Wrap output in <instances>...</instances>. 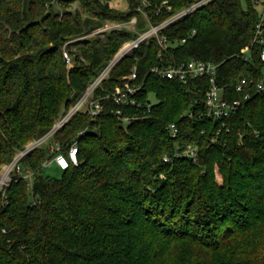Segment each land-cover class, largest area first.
Returning a JSON list of instances; mask_svg holds the SVG:
<instances>
[{
  "label": "trees",
  "instance_id": "1",
  "mask_svg": "<svg viewBox=\"0 0 264 264\" xmlns=\"http://www.w3.org/2000/svg\"><path fill=\"white\" fill-rule=\"evenodd\" d=\"M49 1L0 0V166L44 134L124 42L196 0H126L124 12L108 0H56L77 2L82 14ZM131 19L133 30L84 38ZM257 19L252 0H211L158 31L164 51L151 37L122 58L92 92L103 98L99 115L76 113L52 138L65 154L83 132L77 166L42 167L47 143L19 163L30 180L10 175L0 193V264H264V92L243 101L235 90L260 78L256 50L251 64L238 56ZM191 59L217 64L225 98L242 100L222 122L205 114L204 79L149 72ZM133 67L138 109L105 98ZM189 145L195 161L179 155ZM51 166L58 176L44 172Z\"/></svg>",
  "mask_w": 264,
  "mask_h": 264
},
{
  "label": "built area",
  "instance_id": "2",
  "mask_svg": "<svg viewBox=\"0 0 264 264\" xmlns=\"http://www.w3.org/2000/svg\"><path fill=\"white\" fill-rule=\"evenodd\" d=\"M211 0H196L188 6L180 9L168 19L161 22L156 26H149L147 30L138 33L136 37L130 41L124 42L116 54L107 62V64L96 74L95 78L90 82L85 91L75 100V102L65 111L60 113L57 119L53 122L51 127L41 136L36 139H32L23 146L22 149L17 151L8 164L7 169L4 170L0 176V193L10 182V175L16 174V177H23L24 179L30 180L31 173L22 172L19 168L20 161L31 151L46 145L49 143V154L50 159L45 160L41 166L46 167L54 164L60 170L67 169L68 166H77V142L76 138L83 132L77 133L74 138L72 137L69 141H66L65 154L62 152L64 143L52 140L54 134L58 132L63 125H65L76 113H86L91 121H93L101 112L102 99L101 97L92 98V92L97 88L101 81L104 80L108 72L124 57L129 56L134 49L140 44L145 43L149 38L155 37L157 39L158 47L160 51H164L168 43L164 36H157L159 30L168 26L171 23L178 21L186 15L192 13L198 8L206 5ZM253 6L257 9L258 19L254 25V34L249 44L243 47L238 56L247 63L253 62V55L251 50L255 49L259 61L263 65L260 70V78L254 81L252 78H243L236 84L235 90L242 93V100L249 98L251 91L253 93L264 92V0H252ZM165 5V2H163ZM169 10V7H165ZM157 14V12H155ZM131 24L133 26L134 19H131L127 23H116L109 27L99 28V32L103 35L104 32L111 29L124 28ZM98 30V29H97ZM194 32H191L193 35ZM181 43L184 42L182 39ZM160 55V52L158 53ZM62 57L64 59L66 67H70L71 60L64 48L62 49ZM217 64L211 62H204L201 60L191 59L188 61H181L177 63H169L168 65H161L153 67L149 70L150 73L159 76L166 80H178L182 84H185L189 79L202 78L207 83V88L204 91V103L206 108V116L208 119L213 121L222 122V120L228 117L231 113L236 111L242 103V100H228L225 98L226 86H222L217 82ZM119 81L122 82L121 86H116L113 91L106 95L105 98H110L114 104L118 106H131L139 108L140 104L137 103L135 97L141 88V85L136 84V70L133 67L130 73L124 77H121ZM148 109V106L146 107ZM130 118L123 117L122 121L127 122ZM169 133L174 137L177 133V128L174 125L168 126ZM180 156L188 157L192 161L196 160V149L193 146H186L184 152L179 154ZM166 160V159H164Z\"/></svg>",
  "mask_w": 264,
  "mask_h": 264
},
{
  "label": "rangeland",
  "instance_id": "3",
  "mask_svg": "<svg viewBox=\"0 0 264 264\" xmlns=\"http://www.w3.org/2000/svg\"><path fill=\"white\" fill-rule=\"evenodd\" d=\"M242 1H243V3H244V0H242ZM49 3H50L51 5H53V6H55V8H57L58 11H61V10H63V9H65L66 11L77 10V11H79V13L82 14V10H81V8L78 6V3H77V2H73V3H71L70 5H68L67 7H62V5H59V4L56 2V0H50ZM56 4H58V5H56ZM108 4H109V6H110L111 8H113V9H115V10H117V11H120V12H124V11H126V9H127V1H126V0H108ZM111 25H113V24L105 23V24L102 25L101 28H103V27H109V26H111ZM101 28H100V29H101ZM124 28L127 29V30H133V26H132L131 24H129V25H127V26H124ZM96 31H99V29L96 30ZM96 31H94L93 33H91V34L88 35V36H85L84 38L89 39V38H91V37H96L97 35L101 37L102 34L99 33V32H96ZM106 32H107V31H106ZM106 32H104V33H106ZM79 39H82V38H79ZM77 40H78V39H77ZM73 41H75V40L72 39V40H70V41H68V42H73ZM63 47H64V45H63ZM63 47H62V48H63ZM70 63H71V62H70ZM70 66H71V65H70ZM67 68H69V67H67ZM149 98H150V100H151L152 103L155 102V99L153 98L152 95H149ZM74 102H75V101H74ZM74 102H73V103H74ZM30 141H31V140H30ZM28 142H29V141H28ZM28 142H26L25 144H27ZM25 144H24V145H25ZM22 148H23V147H22ZM22 148H21V149H22ZM17 151H19V150H17ZM17 151H15V153H16ZM13 157H14V156H13ZM12 159H13V158H12ZM7 166H8V165L0 166V175H1L2 173H4V170L7 169ZM44 172H45L47 175H50V176H58V171L55 169L54 166H51V167H49V168L44 169ZM0 177H1V176H0Z\"/></svg>",
  "mask_w": 264,
  "mask_h": 264
}]
</instances>
